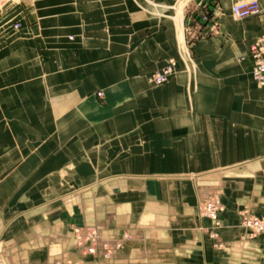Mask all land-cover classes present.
Here are the masks:
<instances>
[{
	"label": "crops",
	"instance_id": "obj_1",
	"mask_svg": "<svg viewBox=\"0 0 264 264\" xmlns=\"http://www.w3.org/2000/svg\"><path fill=\"white\" fill-rule=\"evenodd\" d=\"M252 1L7 4L0 264H264V236L238 217L264 211V85L251 74L264 0L255 17L232 14ZM213 195L218 228L201 216ZM77 228L122 247L83 256Z\"/></svg>",
	"mask_w": 264,
	"mask_h": 264
},
{
	"label": "built area",
	"instance_id": "obj_2",
	"mask_svg": "<svg viewBox=\"0 0 264 264\" xmlns=\"http://www.w3.org/2000/svg\"><path fill=\"white\" fill-rule=\"evenodd\" d=\"M10 0H0V16ZM211 10L207 8L202 12V19L205 22L212 21ZM232 14L235 19L244 20L260 14L257 0L249 3L240 2L232 7ZM251 56L253 60L252 76L261 86L264 85V35L257 39L252 45ZM175 63L169 61L168 65L152 75V81L156 85L165 83L174 71ZM100 96V94H98ZM223 211V206L219 195L209 197L201 210V216L213 222L215 228L219 227L218 216ZM239 226L242 228L249 239H256L264 236V211L259 216H254L247 211L238 214ZM210 237L215 241L214 247L219 249V236L216 232H211ZM75 248L83 256H103L109 258L112 250H119L122 247V240L117 241L111 248L108 242L100 237L96 228L74 229ZM127 239L125 235L123 237Z\"/></svg>",
	"mask_w": 264,
	"mask_h": 264
},
{
	"label": "rangeland",
	"instance_id": "obj_3",
	"mask_svg": "<svg viewBox=\"0 0 264 264\" xmlns=\"http://www.w3.org/2000/svg\"><path fill=\"white\" fill-rule=\"evenodd\" d=\"M12 1H14V0H10V2H12ZM10 2H9V3H10Z\"/></svg>",
	"mask_w": 264,
	"mask_h": 264
}]
</instances>
